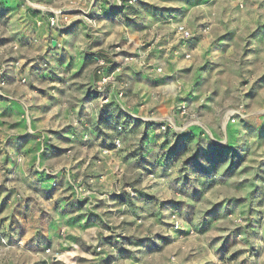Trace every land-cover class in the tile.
Instances as JSON below:
<instances>
[{
	"label": "rangeland",
	"instance_id": "1",
	"mask_svg": "<svg viewBox=\"0 0 264 264\" xmlns=\"http://www.w3.org/2000/svg\"><path fill=\"white\" fill-rule=\"evenodd\" d=\"M4 100L24 108L39 154L46 136L63 152L16 180L0 163V264H264V0H0ZM68 131L116 150L52 135ZM37 171L52 186L76 175L73 195H54L100 219L47 230Z\"/></svg>",
	"mask_w": 264,
	"mask_h": 264
},
{
	"label": "crops",
	"instance_id": "2",
	"mask_svg": "<svg viewBox=\"0 0 264 264\" xmlns=\"http://www.w3.org/2000/svg\"><path fill=\"white\" fill-rule=\"evenodd\" d=\"M129 71H134L131 67L128 68ZM2 107L6 105V109L10 110V113H5L7 115H10L12 119L11 123H7V126L5 129L2 130V132L6 131V135L4 136L3 141L6 143L5 145V151H0V163L6 167V170L10 173H12V176L16 180L17 177H21L26 171H28L31 167H34V165L38 167H43L45 163H47L49 160L58 158L62 155L63 149L60 147L52 148L53 146L48 143L50 140L48 136L44 138V146H46V149L43 153H38V144L37 143V134L34 133L36 128H32L33 126L29 122V117L27 113L24 111V108L22 105L15 101H9L8 102H0V105L3 104ZM12 110V112H11ZM107 111L105 115V121L108 123H113V119L111 117H114V114L117 115L119 113L118 109L113 106L109 105L107 106ZM116 121V119H115ZM6 123H1L0 125H5ZM31 131V132H29ZM151 132V131H148ZM152 133V132H151ZM125 133H123L124 135ZM52 135L54 136V139H61L62 141L67 142L68 144H77V143H88V145H92V143H89V141L98 140V145L100 146V150H108V151H114L116 150L114 145L111 144V146H106V143L110 140L109 136H105L104 133L98 134L94 131H90L87 133H78L74 131H68V132H53ZM117 134H114V137ZM87 136V138H85ZM109 144V143H108ZM153 148V145H148L146 148H144L140 153H138V161L143 159L145 156H147L148 153H151V149ZM169 159L166 160L165 167L162 168L163 163H160L159 172L163 174L165 170L170 167V165L174 162V159H176V156L180 153L178 150L172 149L169 151ZM166 153H168L166 151ZM149 158V155H148ZM165 160V159H164ZM148 165H150V161L147 162ZM168 166V167H167ZM164 170V171H163ZM38 179L36 183V189L42 199H44L46 202L50 201L52 202V210H53V219H51L52 222L49 224L50 231L56 230V227L61 224L65 228L66 232H69L70 230H85L88 227H91L94 225L90 220H98L100 217H98L96 214L88 216L86 212H79L81 210V200L83 202V198H73L63 199L62 197H56V193H58V190L60 187H64V190L72 191V189L75 188L74 185H72L70 181V177L74 179L76 175H70L68 174V180H64L63 183L61 180H58L56 186L51 185V179L48 177H45V174L37 171ZM62 177V175H59V179ZM199 184V182L197 183ZM193 185L190 183L185 184L186 188V196L187 202L192 200L193 194L190 191V188H192ZM58 189V190H57ZM137 195L135 197H129V199L126 197L127 200H136V204H139L137 200H140V197L143 196L140 192H136ZM59 194V193H58ZM71 194L73 195L74 192L72 191ZM94 196L88 195V198H84L86 201L93 199ZM133 200V203L135 202ZM129 202V201H128ZM143 209H145L146 203H150L149 201L143 202ZM140 208V207H139ZM88 218V223L87 222ZM60 223V224H59ZM54 224V226H53ZM70 233V232H69Z\"/></svg>",
	"mask_w": 264,
	"mask_h": 264
},
{
	"label": "built area",
	"instance_id": "3",
	"mask_svg": "<svg viewBox=\"0 0 264 264\" xmlns=\"http://www.w3.org/2000/svg\"><path fill=\"white\" fill-rule=\"evenodd\" d=\"M49 24H50V26L59 27L57 24V17L56 16L50 17L49 18ZM177 33L179 34V37L181 39H187L191 35L190 31L188 29H186L183 25L177 26ZM161 128H164V127L162 126Z\"/></svg>",
	"mask_w": 264,
	"mask_h": 264
},
{
	"label": "trees",
	"instance_id": "4",
	"mask_svg": "<svg viewBox=\"0 0 264 264\" xmlns=\"http://www.w3.org/2000/svg\"><path fill=\"white\" fill-rule=\"evenodd\" d=\"M97 58H99V57H97ZM95 92V91H94Z\"/></svg>",
	"mask_w": 264,
	"mask_h": 264
}]
</instances>
